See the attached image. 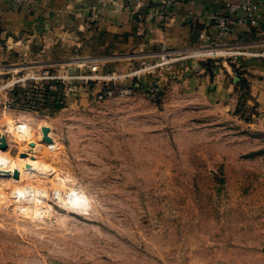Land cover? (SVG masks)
<instances>
[{
    "label": "rangeland",
    "instance_id": "rangeland-1",
    "mask_svg": "<svg viewBox=\"0 0 264 264\" xmlns=\"http://www.w3.org/2000/svg\"><path fill=\"white\" fill-rule=\"evenodd\" d=\"M119 7L89 1L93 32ZM42 44L0 61V163L19 169L0 167V264H264V64L203 56L101 99L134 59ZM94 56L115 58L78 63Z\"/></svg>",
    "mask_w": 264,
    "mask_h": 264
},
{
    "label": "crops",
    "instance_id": "crops-1",
    "mask_svg": "<svg viewBox=\"0 0 264 264\" xmlns=\"http://www.w3.org/2000/svg\"><path fill=\"white\" fill-rule=\"evenodd\" d=\"M89 1L38 0L30 4L27 0H0V61L12 63V59H21L27 47H40L39 41L43 46L58 45L70 51L72 46L88 45L97 47L98 51L84 50L83 54L126 53L124 57L129 59L132 58L128 54L157 50L165 42L174 50L232 48L235 50H203L201 54L238 53L234 59H246L239 55H250V61L264 64V0L263 18L257 26L231 20L222 25L223 19L229 16L227 3L236 0H182L164 23L151 14L154 10L157 12L159 0H116L123 7L105 10L94 32L88 21ZM111 1L115 0H104ZM138 64V60L124 62L121 70L129 65H132L130 70L135 69ZM256 72L262 76L252 77L251 93L264 110V67ZM217 90L219 95L229 92L223 86Z\"/></svg>",
    "mask_w": 264,
    "mask_h": 264
},
{
    "label": "built area",
    "instance_id": "built-area-1",
    "mask_svg": "<svg viewBox=\"0 0 264 264\" xmlns=\"http://www.w3.org/2000/svg\"><path fill=\"white\" fill-rule=\"evenodd\" d=\"M22 2L23 0H16ZM29 3L36 4L38 0H27ZM182 0H159L158 10L156 12L157 18L160 22H166L169 17L172 15L174 9L179 6ZM262 3L263 0H236L235 2L227 3V11L229 16L224 18L222 25H226V20H231L236 24H248L250 26H257L260 20L263 18L262 12ZM101 11L99 7L95 5L93 7V17H99ZM206 49H197V50H174L168 47V44L163 42L157 50H151L146 52L131 53L127 57H130L134 60H138V67L130 70L124 76L132 79L127 85H117L114 83V86L106 87L99 97L102 99L104 97L112 96L116 90L120 94H131L133 91L139 87L137 81L133 82L135 79H139L141 74L146 73L152 77L158 76V69H165L167 71H172L176 65L184 66L187 61L199 59L203 56L199 51ZM214 51V50H211ZM246 53V52H245ZM238 53L233 54L237 56ZM211 55V54H210ZM115 57L108 56H94L91 58H85L80 60L78 63L83 66H88L90 69L96 73L100 72L101 69H104L107 63ZM98 78H104L112 80L114 79L113 75H103ZM108 80V81H109ZM161 79L155 78L151 80V83L147 86L146 90L149 94L152 95L154 100L158 97L160 93Z\"/></svg>",
    "mask_w": 264,
    "mask_h": 264
},
{
    "label": "water",
    "instance_id": "water-1",
    "mask_svg": "<svg viewBox=\"0 0 264 264\" xmlns=\"http://www.w3.org/2000/svg\"><path fill=\"white\" fill-rule=\"evenodd\" d=\"M61 105H64L63 103H55V107L56 108H59ZM48 131H49V127H47V126H43V128H42V132H43V141H50L49 140V135H48ZM8 146H9V143L8 142H6V141H3V142H1L0 143V148L1 149H7L8 148Z\"/></svg>",
    "mask_w": 264,
    "mask_h": 264
},
{
    "label": "bare ground",
    "instance_id": "bare-ground-1",
    "mask_svg": "<svg viewBox=\"0 0 264 264\" xmlns=\"http://www.w3.org/2000/svg\"><path fill=\"white\" fill-rule=\"evenodd\" d=\"M199 52L201 53V52H203V50L202 51H199ZM0 165H1L0 167L3 168L7 172H11V173L14 172L15 173V172L19 171V169L14 168L12 165H9L7 162L6 163H2L1 162ZM29 169L30 170H33L32 167H31V165L30 166L28 165L27 170H29ZM40 169H43V167L37 166L36 171H40Z\"/></svg>",
    "mask_w": 264,
    "mask_h": 264
}]
</instances>
